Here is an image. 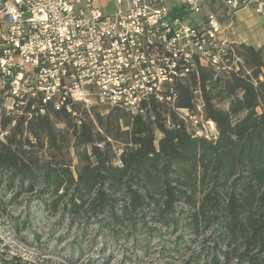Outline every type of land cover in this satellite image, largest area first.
I'll return each instance as SVG.
<instances>
[{
    "label": "trees",
    "instance_id": "trees-1",
    "mask_svg": "<svg viewBox=\"0 0 264 264\" xmlns=\"http://www.w3.org/2000/svg\"><path fill=\"white\" fill-rule=\"evenodd\" d=\"M179 15L175 10L174 16ZM239 53L243 69L215 79L214 89H208L215 77L207 70H201L199 78L193 76L191 84L178 87L179 108L193 107L192 89L199 88L206 117L219 131L217 140L193 137L164 105L152 106L154 120L109 110L105 117L96 116L97 128L83 118L97 107L75 106L77 117L51 111L27 124L17 121L6 140H0V177L7 179L9 189L39 191L57 202L70 197L66 206L74 214L90 206L95 214H109L118 225L152 207L167 221L177 204L187 201L196 208L195 226L200 218L222 221L231 243L244 247L240 259L264 264V47L240 44ZM216 99L229 100L228 110L218 109ZM53 119L66 122V135L57 131ZM11 124L3 117L0 127L5 130ZM41 136L51 149L46 162L35 152ZM71 140L82 150L75 171L65 159ZM112 141L123 147L114 152ZM116 157L119 165L113 162ZM200 187L206 189L197 201ZM118 196L126 202L122 213L115 209ZM238 251L235 246L226 253L225 264ZM212 264H220L217 255Z\"/></svg>",
    "mask_w": 264,
    "mask_h": 264
},
{
    "label": "built area",
    "instance_id": "built-area-1",
    "mask_svg": "<svg viewBox=\"0 0 264 264\" xmlns=\"http://www.w3.org/2000/svg\"><path fill=\"white\" fill-rule=\"evenodd\" d=\"M211 1L114 0L108 14L101 0H0V120L15 127L51 111L77 117L75 106L154 120L152 106L164 105L193 137L217 140L199 88L193 107L179 108L178 87L201 70L215 79L238 74L232 20L251 7L264 15V3L221 0L225 25L203 12Z\"/></svg>",
    "mask_w": 264,
    "mask_h": 264
},
{
    "label": "rangeland",
    "instance_id": "rangeland-1",
    "mask_svg": "<svg viewBox=\"0 0 264 264\" xmlns=\"http://www.w3.org/2000/svg\"><path fill=\"white\" fill-rule=\"evenodd\" d=\"M101 4L108 14L114 13V0H101ZM203 12L213 14L220 21H229L221 0H212ZM193 18L200 17L194 15ZM232 22L231 32L241 35L247 45L256 49L264 46V15L257 14L251 7L239 11L237 20ZM216 84L213 78L208 89H214ZM229 104V100H215L220 110H228ZM109 113L106 108L97 107L83 118L92 121L97 128L96 116L105 117ZM53 121L60 134L68 133L64 120ZM11 128L12 125L5 130L0 127V140H6ZM156 137L160 139L161 134L156 132ZM74 144L71 140L65 149L66 162L73 171L80 166L78 151H82ZM39 145L35 152L46 162L51 149L44 136ZM112 145L114 152L123 147L114 141ZM113 162L120 164L117 157ZM6 181L0 177V264H212L215 255L220 264H225L226 253L235 246L239 251L229 264H247L239 257L244 247L241 242L231 243L223 222L208 223L200 218L195 226L192 215L196 208L187 201L179 202L167 221L152 207L133 215L124 225H118L109 214H95L90 206L74 214L66 206L70 197L57 202L55 198L43 197L39 191L9 189ZM205 189L198 188L197 201L201 200ZM118 200L115 209L122 213L126 202L121 197Z\"/></svg>",
    "mask_w": 264,
    "mask_h": 264
},
{
    "label": "crops",
    "instance_id": "crops-1",
    "mask_svg": "<svg viewBox=\"0 0 264 264\" xmlns=\"http://www.w3.org/2000/svg\"><path fill=\"white\" fill-rule=\"evenodd\" d=\"M239 13V12H238ZM238 13H236L234 19L237 20V15ZM225 25H230V21H222ZM233 25V24H232ZM232 37L234 39L235 42L239 43V44H246L247 45V41L245 39H243V37L241 35H236L234 33H232ZM264 47V46H263ZM262 48V47H261ZM257 49H260V48H257Z\"/></svg>",
    "mask_w": 264,
    "mask_h": 264
}]
</instances>
